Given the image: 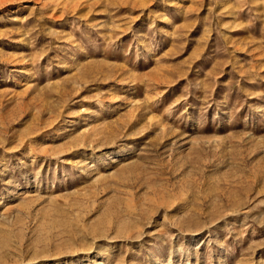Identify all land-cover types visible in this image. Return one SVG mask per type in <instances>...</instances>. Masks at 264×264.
<instances>
[{"label":"rangeland","instance_id":"rangeland-1","mask_svg":"<svg viewBox=\"0 0 264 264\" xmlns=\"http://www.w3.org/2000/svg\"><path fill=\"white\" fill-rule=\"evenodd\" d=\"M0 264H264V0H0Z\"/></svg>","mask_w":264,"mask_h":264}]
</instances>
